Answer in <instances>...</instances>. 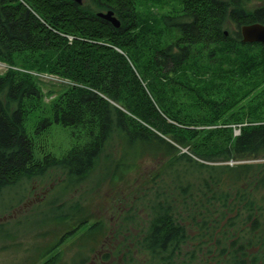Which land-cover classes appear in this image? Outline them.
<instances>
[{
  "label": "trees",
  "instance_id": "16d2710c",
  "mask_svg": "<svg viewBox=\"0 0 264 264\" xmlns=\"http://www.w3.org/2000/svg\"><path fill=\"white\" fill-rule=\"evenodd\" d=\"M164 1L85 0L80 8L73 0H0V61L14 66L13 59L30 55L29 60H33L38 56L42 61L41 71L64 76L74 86L56 106L53 119L47 125L52 123L76 128L90 124L96 125L98 130L96 142L87 149L74 152L62 161L47 156L42 163H37L33 144L24 131L25 104L40 102L38 88L30 77L33 70L24 69L25 73L19 74L9 71L8 75L0 77V195L19 182L42 179L57 168L65 174V187L77 185L79 178L87 179L95 170L109 148L119 150L112 178L120 181L121 176L131 169L132 163L137 164L142 157L150 155L152 159H175L180 154L177 145L184 147L187 139H195L196 128L197 132L208 129L206 125L209 124L199 120L187 122L194 127L193 130L175 126L179 115L168 110L173 105L160 92L168 89L171 92H176V89L194 92L185 72L200 68L193 57L194 51L200 53L198 46L207 49L208 59H218L214 65L231 64L233 56L239 60L246 59L240 57L243 40L240 29L256 23L264 26V0H225L228 4L222 0H170L178 2L179 8L175 16L163 19V28L166 35L173 32L175 40L169 46H161L159 34L162 28L154 29V22L150 23L145 18H142L145 23L140 21L137 6L150 3L156 8L163 7ZM93 8L115 11L121 22L120 28L99 19L98 12H94ZM87 9H92L94 13L88 14ZM226 20L237 28L234 38L224 35ZM218 52L222 57L217 58ZM48 56L53 57L50 60ZM139 56L144 58V64L138 61ZM255 59L256 63L252 59L250 63L247 60L248 66L264 68L263 46ZM148 71L155 72L156 76L146 83L140 79L139 72L148 75ZM205 89L203 87L200 91L195 88L194 99H190V103L203 107L211 114L208 122L217 125L230 113L231 104L210 99ZM208 89L214 87L209 85ZM148 91L155 93L161 108L155 105ZM114 103L123 106L135 119L129 120ZM87 116L90 119L86 121ZM246 131L234 139L233 149L224 154V160L234 156L237 160L264 158V125ZM179 157L188 163L187 170H203L199 176L209 179L202 186V189L208 190L206 195L209 199L201 200L206 201L212 210L214 207L229 206V196L225 192H234L238 197L242 186L254 184L251 192L264 193V166L258 169L242 165L206 168L195 165L187 155ZM179 185L181 187L183 182L180 181ZM263 193L261 196L255 193L242 195V198L251 200L247 204L248 215L240 222L241 228L250 225L251 228L245 229V232L250 233L248 238H255L246 242L257 247L261 240L260 230L264 226ZM70 217L64 223L66 231L69 230L67 233H82L83 239L79 242L93 237L96 226L90 227L88 218L76 214ZM164 223L170 228L168 234L163 235L161 226L156 223L150 228L145 242L150 249L160 245L174 254V250L189 235L180 225L177 230L173 220ZM238 224V221H233V227ZM239 253L246 254L244 251ZM103 259L106 262L109 260L106 256ZM48 264H54V261Z\"/></svg>",
  "mask_w": 264,
  "mask_h": 264
},
{
  "label": "rangeland",
  "instance_id": "374dc122",
  "mask_svg": "<svg viewBox=\"0 0 264 264\" xmlns=\"http://www.w3.org/2000/svg\"><path fill=\"white\" fill-rule=\"evenodd\" d=\"M169 1L165 0V5L157 8L150 3L137 6L138 18L154 22V29L162 28L163 31L159 34L161 46H169L175 40L174 33L166 35L163 28V19L175 16L179 8L176 4L178 2ZM222 1L228 4L225 0ZM84 3L85 0H82L79 7ZM93 10L98 12L99 19L110 25L112 24L107 19L100 18L99 15L111 14L113 19L120 22L115 11ZM86 12L94 13L92 9H87ZM140 21L145 23L143 19ZM256 24L241 27L242 39V30ZM225 25L224 35L234 38L236 26L228 24L227 20ZM241 45L240 57L246 59L239 60L233 56L231 64L224 63L221 66L214 65L218 63L216 57L208 59L209 52L204 46H198L200 53L194 51L193 57L200 68L185 72L194 92L180 89H176V92H171L170 89L160 92L173 105L168 110L179 115L180 122L175 124L178 128L193 130L194 127L187 124L189 121L199 120L209 124L206 125L209 132H197L196 128L195 139H187L184 147L176 146L180 154L175 159H152L150 155L142 157V161L132 163L131 169L117 181L112 178V174L119 150L117 152L116 149L109 148L95 170L90 172L87 179L79 178L77 185L65 187V174L57 168L42 179L19 182L13 188L5 190L0 195V264H48L52 260L54 264H233L234 259V264H264V240L261 237L262 235L264 239V226L260 230L261 240L257 247L246 242L255 238H248L250 233L245 232V229L251 228L250 225L241 228L240 223L248 215L247 204L251 200L242 198V195L255 193L261 196L263 191L251 192L254 186L252 184L242 186L238 197L234 192H225L229 196L230 205L220 208L213 205L212 210L204 201L209 199L206 195L208 190L202 189L204 181L209 179L199 176L203 170H187L188 163L179 157L187 155L195 165L206 168H233L242 165L258 169L264 166V158L237 160L234 156L230 160H224V154L233 149L235 138L247 132V129L264 125V68L248 66L250 59L256 63L255 56L264 45L244 44L243 40ZM29 56L13 59L14 66L0 61V77L8 75L11 70L18 74L25 73L24 69L33 70L30 77L38 88L40 102L25 104L24 131L33 144L37 163H42L47 156L62 161L70 154L81 152L94 144L98 130L96 125L90 124L76 128H64L52 123L47 125L53 119L56 106L74 86L64 76L41 71L40 67L43 66L40 57L29 60ZM52 57L48 56L50 60ZM219 57L222 55L218 52L217 58ZM247 60L249 63H246ZM138 61L145 63L141 56ZM148 72V75L139 72L140 79L146 83L153 81L152 76H156L155 72ZM209 85L214 89H208ZM203 87L210 99L231 104L230 113L217 125L208 122L211 114L205 112L203 107L190 103V99H194L195 88L202 91ZM147 94L160 107L155 93ZM113 105L129 120L135 119L120 104ZM89 117H86V121ZM150 130L157 133L154 129ZM180 181L183 182L182 189ZM73 214L88 218L90 227L96 226L92 238L79 242L83 239L82 233H67L69 230L66 231L64 223ZM167 220H173L177 227L180 225L189 235L174 250V254L160 245H152L150 249L145 242L150 228L156 223L161 226L163 235L168 234L170 228L164 223ZM233 221L239 222L237 227H233ZM240 251L246 254H241ZM103 256L109 260L104 261Z\"/></svg>",
  "mask_w": 264,
  "mask_h": 264
},
{
  "label": "water",
  "instance_id": "95a60500",
  "mask_svg": "<svg viewBox=\"0 0 264 264\" xmlns=\"http://www.w3.org/2000/svg\"><path fill=\"white\" fill-rule=\"evenodd\" d=\"M78 5H81L82 0H74ZM100 18L107 19L114 28H120L121 23L117 19H113L111 14L106 16L99 15ZM243 43L264 45V26L260 24L247 26L242 30Z\"/></svg>",
  "mask_w": 264,
  "mask_h": 264
}]
</instances>
